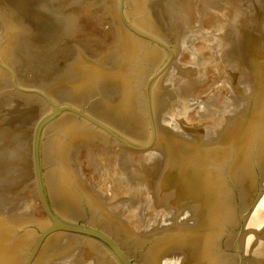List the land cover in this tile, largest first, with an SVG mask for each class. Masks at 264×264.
I'll return each mask as SVG.
<instances>
[{
    "label": "water",
    "instance_id": "95a60500",
    "mask_svg": "<svg viewBox=\"0 0 264 264\" xmlns=\"http://www.w3.org/2000/svg\"><path fill=\"white\" fill-rule=\"evenodd\" d=\"M0 264H264V0H0Z\"/></svg>",
    "mask_w": 264,
    "mask_h": 264
}]
</instances>
